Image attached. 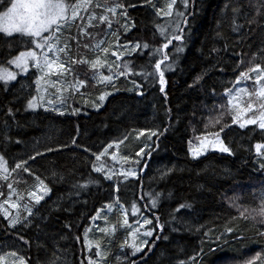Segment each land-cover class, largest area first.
Listing matches in <instances>:
<instances>
[{
  "label": "trees",
  "instance_id": "1",
  "mask_svg": "<svg viewBox=\"0 0 264 264\" xmlns=\"http://www.w3.org/2000/svg\"><path fill=\"white\" fill-rule=\"evenodd\" d=\"M169 2L88 3L86 15L95 12L96 18L88 22L84 15L73 21L70 39L83 53L75 58L72 49L74 59L67 63L77 69L76 77L85 85L79 92L75 89L77 93L64 92L63 109L27 108L28 100L38 95L36 72L19 77L7 90L0 81V156L9 168L8 177L0 176V205L11 193L9 185L19 194L15 199L24 201L29 192H36L39 180L49 189L39 204L31 205L33 215L22 211L21 222L14 227L8 226L0 210V256L16 252L27 264H88L89 259L94 263L97 248L89 246L87 234L100 212L113 206L107 217L114 227L112 235L92 236L106 250L107 263L242 264L257 252L261 257L254 264L264 259L260 234L264 218L257 214L264 197V155L255 149L258 143L264 145V130L254 124L241 128L233 121L229 104L241 84L254 83L256 73L249 69L256 64L264 69V31L256 23H246L264 21L257 14V10L264 13V0H189L187 8L184 0H175L171 15L165 16ZM121 3L124 8L115 7ZM114 7L115 14L106 11ZM233 7L239 12L233 13ZM156 8L162 10L160 16ZM178 13H192L187 25ZM101 15H108L104 22ZM233 17L243 26L239 32L232 30ZM249 27L255 31L249 32ZM177 28L183 29L182 42L173 40L158 53L165 42L160 29L171 35ZM114 43L141 47L115 64L119 67L111 72L118 76L116 81L97 83L87 61ZM181 45L183 51L177 52ZM29 48L34 49L18 37L0 39V67L8 68L7 59ZM164 54L168 60L161 65L166 81L161 93L158 76L133 73H154L152 65ZM125 64L129 71L120 75ZM242 71L249 78L237 82ZM102 92L109 95L94 107ZM213 134L222 137L232 155L209 152L192 158L189 149ZM141 148L144 152L136 156ZM116 154L127 157L125 167L136 170L137 176L105 179V171H93ZM21 160L28 162L17 169ZM245 209L247 219L240 215ZM140 218L151 221L147 230L153 235L133 255L125 220L133 224Z\"/></svg>",
  "mask_w": 264,
  "mask_h": 264
},
{
  "label": "snow or ice",
  "instance_id": "2",
  "mask_svg": "<svg viewBox=\"0 0 264 264\" xmlns=\"http://www.w3.org/2000/svg\"><path fill=\"white\" fill-rule=\"evenodd\" d=\"M91 0H0V39L6 38V37H13L16 38L18 37L19 42L24 45H32L34 49H39L42 50L39 53L33 50V48H29L26 51H20L17 55L12 56L11 58L7 59V64L14 66V68L19 69L21 72H27L28 67H29V61H31V66L33 68H36L38 72L40 73L39 76L36 78V83L37 86H39V82L43 76H46L48 73H51L54 71V67L56 69H62V70H67L64 69V65L62 63L57 64L56 60H53L49 57L48 52H51L53 56L56 55L57 52H64L65 48H57L55 43H53L54 36L53 34L55 32H58L60 28L63 26L64 23H67L69 21H73L78 18L79 13L81 9H85L87 6V3H90ZM145 2H149V0H145ZM175 3V0H170L169 3H167L166 8L167 11L163 12V15L169 16L172 13V7L173 4ZM189 4V0H184V6L187 8ZM135 5L129 4L127 7H134ZM115 7L119 8H124V4H117ZM115 7L114 8H107L106 11L112 12L115 14ZM264 7V5H262ZM233 13H238L239 12V7H233L232 9ZM162 14V10L160 8H156V15L160 16ZM258 15L264 16V13L259 12L257 10ZM121 15H124L126 17V13H121ZM178 15H181L183 17L181 23H184L185 25L188 24V17L192 15V13H188L185 15L184 13H178ZM94 16H90V19H94ZM127 19V17H126ZM99 20L101 22H104L106 20V17L104 15L99 16ZM249 25L256 23L261 27V31H264V21H254L253 19H248L246 21ZM243 27L242 25H237L235 24V17H233V28L232 30L234 32H239V29ZM81 33H83V29L80 30ZM249 32L255 31V29L249 27L248 29ZM161 35L164 37V43L161 45L159 49H157V52H163L164 49H167L169 44L172 43L173 40L175 41H181L183 40V29L177 28L175 32L171 35H164L163 29H160ZM15 34V37H14ZM46 34V35H45ZM241 39H243V34H241ZM7 43H10V41H5ZM140 44H136L133 46L131 49H128L129 53L137 51L138 48H140ZM148 45L144 44L143 48H147ZM46 49V51H44ZM104 52H107L108 49L105 48L103 49ZM177 52H182L183 47L182 45L177 47L176 49ZM215 51V49H213ZM124 52H119L113 51L111 53L112 56H115L117 60L120 59L122 55H124ZM235 55H239V53H234ZM151 55V54H150ZM168 60V55L164 54L160 59H157L152 65L154 67L155 72H137L133 73L134 75H144L145 77L147 76H158L159 77V91L161 93H165V75L164 72L161 69V65L163 64L164 61ZM74 63L77 61H73ZM86 62V61H85ZM99 64V60L93 61L91 66L93 68H96L97 65ZM119 67V65H117ZM170 67V66H169ZM128 67L127 64L124 65V72L119 73L120 75H125L126 72H128ZM249 71H254L256 73V81L259 83L261 80H264V69L261 68L260 64H256L253 69H249ZM17 73L13 71H9L6 67H0V81L4 82V90L8 89V82L9 81H14L16 80ZM240 77H245L249 78L248 74L246 72H240L239 77H237V82L239 81ZM100 81H110L113 79L111 75H101L99 77ZM79 86H84L85 82L84 81H78L77 82ZM135 87L139 89L141 85L136 84ZM244 91L243 89L237 90V92H242ZM227 92V90H226ZM137 95H141L142 93L140 91L136 92ZM109 95V93L102 92L98 100L102 104L105 100V97ZM257 95L260 97H264V87H261L257 90ZM166 98V96H165ZM37 98L33 96L31 99L28 100L27 102V108L28 109H34L36 105L34 104V101ZM232 103V100H229V104ZM94 107L99 108L100 105H93ZM239 107V105H237ZM248 109L252 108V104L249 103L247 105ZM46 111L48 109H45ZM242 112L245 109H240ZM77 110H74L73 114H75ZM9 114H11V109H9ZM60 115H63V112H60ZM236 117H233V121L235 122ZM245 124H257L258 127L262 130H264V111H261L260 115L256 118L253 119H248L244 121L243 123L240 124V127L243 128L245 127ZM222 130V129H221ZM143 133H141L142 135ZM152 136L156 135V132L151 133ZM216 136V139L211 140V141H206L205 143L210 144L211 147L219 152L222 153H227L228 155H232V151L230 148L226 147L223 143L222 140L219 139L218 134H213ZM108 147H111L109 145ZM204 145H201V148H203ZM255 149L257 151L258 155H264L262 153V149H264V145L262 144H256ZM53 149L49 148L48 151H52ZM87 151V149H84ZM190 152L194 151L195 155H200L202 154L200 149L193 150L189 149ZM144 152V149L141 148L139 151L136 152V156H140L141 153ZM103 153H101L102 155ZM36 155H41V153L37 152ZM146 155H151V153H147ZM29 160L35 159V156H29ZM96 159H100V155L96 156ZM124 159H127L125 157ZM27 160H21L20 162L16 163L15 167L17 169L21 168L22 165L27 164ZM139 163V161H137ZM0 169L3 171L7 172L8 169L5 167V161L3 157H0ZM25 172H29V169L27 167L24 168ZM93 171H101L100 168L93 167ZM120 175L124 176L127 178L129 175L135 176L136 173L134 170L131 168L127 169L124 172H121ZM105 179H111V176L105 174ZM9 188L11 189V185H9ZM42 191L43 194H47L49 189L47 188L46 185H44L43 180H39V183L37 185V190L36 192H29V197L33 198L36 204H39L40 201L43 199V195H38L37 192ZM159 195V194H157ZM5 203H8L6 200ZM156 201L152 200L153 206H155ZM10 208H15V204H9ZM123 207V206H121ZM180 207H185V205H180ZM0 208H2V205H0ZM133 209V214H135L136 207L135 205L132 206ZM26 211H28V214L31 216L33 215L32 210L30 208H26ZM247 209L244 211L240 212V215L247 219L248 217L245 216V212ZM259 216L264 218V197H261V207L259 212L257 213ZM5 219H8V214L5 212L4 213ZM255 218V217H253ZM95 219V217H93ZM126 222V221H125ZM151 221L145 219L144 223H150ZM17 223H20L19 217H14L9 221V227H14ZM25 227H27V223L24 224ZM156 227L159 228L160 225L159 223L156 224ZM226 231L231 232V228H227ZM261 235H264V233H260ZM145 236H152L153 232L151 230L145 231L143 233ZM207 235V233H205ZM160 237L157 236V239ZM22 239V237H21ZM164 239H167V237H164ZM27 243V241H25ZM144 243H147V241H143L141 243V246L134 247L133 250V255L135 252L140 251L141 247L143 246ZM150 250V249H149ZM96 256H100V248L99 245H97V251H96ZM11 256L17 257L16 252H11ZM261 254L259 252L256 253V256H253L251 259L243 261L242 264H254L255 261L260 259ZM0 264H4V257L0 256ZM13 264H26L25 258L24 257H17L16 260L13 261ZM54 264V262H53ZM88 264H93L92 259H89ZM260 264H264V259H261Z\"/></svg>",
  "mask_w": 264,
  "mask_h": 264
},
{
  "label": "rangeland",
  "instance_id": "3",
  "mask_svg": "<svg viewBox=\"0 0 264 264\" xmlns=\"http://www.w3.org/2000/svg\"><path fill=\"white\" fill-rule=\"evenodd\" d=\"M88 6V3H87ZM87 6L85 9H81L79 16H88V22L91 20H94L96 16H94L95 12H91L90 14L86 15V10ZM78 16V17H79ZM90 16H94V19H90ZM107 18L108 15H105ZM74 21V20H73ZM73 21H69L67 23H64L63 26L60 28L58 32H55L53 34L54 40L53 43H55L57 48L64 47L65 51L64 52H57L55 56L52 55L51 52H48V55L51 59L56 60L57 64L62 63L64 65V69H56L54 67V71L51 73H48L46 76H43L39 82V86H37V91L38 95L36 96V100L34 101V104L36 107L34 109H29L30 111H38L39 109H48V108H61L63 109L65 104V93L64 92H75V89L78 90L79 92L81 89H83V86L78 85V77H76V68H73L72 66H69L67 63L71 62L70 59H74L72 57V49L74 52V57L76 58L78 52L81 55L83 53L82 48L79 47L76 42L70 39L72 32V23ZM111 21V20H109ZM46 35V34H45ZM15 36V34H14ZM81 48V49H79ZM132 47H125L121 48L118 43H114L110 48L107 47L108 51L107 52H95L92 54V58H90L87 63L92 64L93 61L99 60V64L97 65L96 68H93L91 65L89 66V70H94L93 76H96V81L97 83H112L113 81H116L118 76L114 73L111 72L112 69H117L115 64H118V61L124 56L125 54H130L128 49H131ZM37 53H39L42 50L39 49H33ZM77 50V51H76ZM46 51V49L44 50ZM113 51L119 52H124L125 54L120 57L119 60L116 59L115 56H112L111 53ZM82 59H79L81 61ZM83 66V65H82ZM9 71H13L17 73L16 80L14 81H9L8 84L14 83L17 81L19 77L26 76L30 74L31 72H36L37 76L40 75L38 70L36 68H33L31 66V61H29V67L27 72H21L19 69L14 68V66L9 65L7 68ZM76 69V70H75ZM84 70L87 71V68L85 67ZM88 70V71H89ZM102 70H109L110 74L113 79L110 81H100L99 77L101 75H104ZM91 72H89L90 74ZM68 75V76H67ZM74 76L76 77V80L74 79ZM107 76V75H104ZM246 80V79H245ZM244 80V81H245ZM82 81V80H81ZM3 82V81H1ZM4 83V82H3ZM85 85V84H84ZM103 85V84H102ZM261 87H264V80H261L259 83L254 79V83L252 85H249V83L246 82V84H241L239 89H243L244 91L242 92H237L233 97L230 95V98L232 100L231 103V111L233 115L236 117V120L238 123H243L244 121L248 119H253L256 118L260 115L261 111H264V97H260L257 95V90ZM238 89V90H239ZM75 92V93H77ZM98 103H94V105H102L99 100H97ZM251 103L252 108L248 109L247 105ZM54 104H57L54 105ZM239 105V107H237ZM240 109H245L243 112ZM250 125V124H245ZM257 125V124H254ZM258 126V125H257ZM220 140L223 141L222 137L218 136ZM216 139L215 135L207 136L203 138L200 143L197 144L196 147H193V150L200 149L201 153L200 155H195L194 151L191 152L192 158H200L204 155H206L209 152H217L220 154H227V153H222L219 151L214 150L210 144L205 143L206 141H211ZM224 143V142H223ZM204 145L203 148H201V145ZM225 145V143H224ZM226 146V145H225ZM227 147V146H226ZM1 157V156H0ZM102 159V158H101ZM5 161V159H4ZM125 159L122 158L121 156L119 157L117 154L114 156H111L109 160H107L106 163H103L101 166V170L105 171L107 175L111 176V179L117 175L120 174L121 172L126 171L128 168L125 167ZM5 167L8 169L7 172L3 171L0 169V176L1 177H8L7 175L9 174V168L8 164L5 161ZM137 176L136 170H134ZM133 176V177H135ZM38 195H43V198L46 194H43L42 191L37 192ZM16 196H19L16 190H12L11 188V193L6 198L5 200L8 201V203H5V201L1 204L2 208H0L1 212L4 213L6 212L8 214V221L13 219L14 217H19V220L21 222V216H22V211H25L28 214V211H26V208H30L32 210V204H35V201L33 198H30L28 195V201H24L23 199H15ZM9 204H15V208H10ZM115 208L113 206L107 207L105 210L100 212V214L97 216V218L94 220L93 227L89 230L87 236L88 237V244L90 247H96L97 248V242L93 240V235L94 233H103L107 235H112L111 233L113 232L114 227H112L109 223L108 220V215L113 213ZM5 217V216H4ZM146 218H140L139 221L129 224L128 220H125V224L128 226V229L130 231V237L132 239V245L133 247L141 246V243L143 241H147L151 238V236H145L143 233L147 230V226L149 223L145 224L144 220ZM148 220V219H147ZM19 224V223H17ZM147 243H144L143 246L141 247L140 251H137L135 253L141 252ZM18 257V256H17ZM17 257H13L11 255H8L4 257V264H13V261L17 259ZM107 254L106 250L100 249V256H96L95 261L93 264H110L107 263ZM26 261V260H25ZM27 264V262H26Z\"/></svg>",
  "mask_w": 264,
  "mask_h": 264
}]
</instances>
